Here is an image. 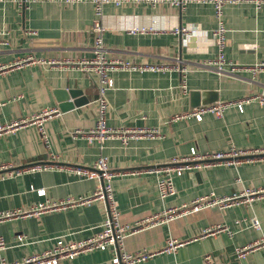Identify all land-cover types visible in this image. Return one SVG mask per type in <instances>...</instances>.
I'll use <instances>...</instances> for the list:
<instances>
[{
	"label": "crops",
	"instance_id": "1",
	"mask_svg": "<svg viewBox=\"0 0 264 264\" xmlns=\"http://www.w3.org/2000/svg\"><path fill=\"white\" fill-rule=\"evenodd\" d=\"M104 14L108 29L102 36L107 58L180 63L184 69L111 72L113 86L106 92L108 126L120 131L156 129L158 133L141 134L126 143L108 138L101 146L81 134L73 135L78 129L90 131L97 116V76L67 61L93 54L91 1L31 0L20 7L12 0H0V65L27 54L58 61L0 70V123L29 118L43 108L59 110L43 123L46 141L34 123L0 135V163L22 166L53 161L61 165L0 178V210L92 193L99 180L79 179L70 168L90 166L100 155L107 157L116 173L112 188L124 223L132 224L201 195L222 196L244 187H264V158L184 171L173 177L175 193L164 198L158 196L156 174L149 170L173 157L188 155L192 148L199 152L230 146L264 149V104L256 98L244 103L241 110L228 106L220 117L205 113L201 120L174 118L195 106L260 94L264 69L253 75L248 67L264 61V2L256 6L246 0L223 7L228 29L225 52L236 65L232 73L207 65L217 52L211 41L217 22L210 3L189 1L183 8L169 3L155 7L147 2L108 4ZM151 22L166 28L195 25L201 32L186 36L170 31L129 33L124 29ZM63 104L68 105L65 110L60 106ZM50 154L55 158L50 160ZM38 189H44V194ZM104 208L102 201H94L0 222V235L6 242L0 258L21 259L47 249L60 236L76 240L92 235L100 229ZM252 218L259 221V230L250 225ZM214 225L227 226L233 233L219 230L202 234L203 229ZM262 233L264 195L250 203L211 206L135 231L124 239V247L131 252L144 247L160 250L171 237L184 242L172 252H158L136 264H205L206 254H211L216 264H264V244L253 245L242 259L235 256L236 247L253 244ZM17 235H23V241H18ZM110 258L109 250H94L59 264H110Z\"/></svg>",
	"mask_w": 264,
	"mask_h": 264
},
{
	"label": "built area",
	"instance_id": "2",
	"mask_svg": "<svg viewBox=\"0 0 264 264\" xmlns=\"http://www.w3.org/2000/svg\"><path fill=\"white\" fill-rule=\"evenodd\" d=\"M23 7L31 0H12ZM65 2H75L80 0H61ZM93 4L94 16L91 21V31L93 33L92 56L89 58H82L76 62L67 60L70 63L77 64L87 72H93L97 76V96L94 99V104L97 110V116L94 127L90 131L75 130L73 135L81 134L88 139V141L102 142L108 138H118L122 143H126L129 139L137 137L141 134L156 135V129L148 130H116L108 126L106 122V114L108 110V103L106 92L113 86V79L111 72L115 69L138 70V71H159L168 68H177L183 71L180 63L176 65L154 64V63H135L123 59H109L106 57V49L103 42V32L108 29V24L105 21L104 7L108 4L120 6L124 3L130 2H147L151 7H155L161 3H169L170 5L183 8L189 1H196L200 3H210L213 6L214 17L216 19V26L211 31L212 43L216 46L217 52L215 57L207 61V65L213 67L218 72L232 73L236 70V65L227 57L225 52L227 27L223 17V7L227 4H236L246 0H89ZM256 6H260L264 0H251ZM125 31L129 33H160L170 31L179 35H196L201 30L195 25H176L172 27H161L155 22L140 24L135 23L124 27ZM58 61L54 59L45 60L40 57H35L32 54H27L21 58L14 60L6 65H0V70L18 67L31 63H45L54 64ZM253 75H256L264 69V61L248 67ZM182 88L185 89L184 79L181 82ZM252 98H256L260 103L264 104V96L256 94L252 97H246L238 101H217L211 104L199 105L192 107L190 110L181 114L175 115L174 118L194 117L201 120L205 113H210L214 116H222L224 110L230 106L235 105L238 109H242L243 104L249 102ZM59 114L58 109L43 108L40 111L32 114L29 118H20L5 123H0V135L13 131L16 128L34 123L41 134V137L46 141L44 125L46 119ZM47 144V142H46ZM264 154V149H238L230 146L225 150L220 151H206L199 152L192 148L188 155L173 157L167 162L150 167L149 170L156 174L157 192L160 198L175 193L173 184V177L182 174L184 171H189L197 168L208 167L214 164L222 165H237L242 161L252 160L256 158H264L256 156ZM51 159L55 156L50 154ZM61 165L53 162H39L31 163L22 166H14L9 163H0V178L13 177L22 172H32L42 169H50L60 167ZM72 172L77 175L79 179H97L99 180L96 189L86 195L66 196L58 200L46 199L30 205L29 207H17L12 209L0 210V222L23 218L28 216L38 215L40 213L66 209L76 205H88L94 201H102L104 203V217L100 223V229L87 237L66 240L62 236L57 237L54 243L47 249L36 253L23 256L21 259L15 261H6L5 258H0V264H59L64 259H72L77 255L91 252L94 250H109L111 253L110 264H136L153 257L158 252H172L184 241L174 238L166 239L165 245L162 249H148L141 248L136 251H127L124 247V239L134 233L135 231L145 228L153 227L162 223L169 222L178 217L187 215L189 213L197 212L201 209L216 206L218 208H226L231 205H238L241 203H250L254 198L264 195V187H244L239 192H234L229 195H215L209 193L193 198L189 202H184L179 205L165 207L162 211L152 213L146 217H142L131 223H124L120 219V211L118 209L117 201L115 200L112 178L116 173L110 168L108 159L104 155H100L90 166L76 165L70 168ZM238 180V179H237ZM40 195H43L45 190L38 189ZM240 223V220H238ZM250 225L255 229H260V223L257 219L252 218ZM223 230L229 235L232 231L227 226L214 225L203 229L202 234L208 232H215ZM18 241H23V235L16 236ZM256 244H264V233L258 239L254 240L253 244H245L235 248V256L237 259L245 257L248 250ZM6 248V242L0 235V250ZM205 264H216L211 254L204 255Z\"/></svg>",
	"mask_w": 264,
	"mask_h": 264
},
{
	"label": "water",
	"instance_id": "3",
	"mask_svg": "<svg viewBox=\"0 0 264 264\" xmlns=\"http://www.w3.org/2000/svg\"><path fill=\"white\" fill-rule=\"evenodd\" d=\"M260 94H262L264 96V86L262 88H260L259 90ZM74 93H76V91H71V94L74 95ZM79 100L76 101V103H78ZM62 110H65L67 108V104H63V105H60ZM264 154H259V155H256V156H262Z\"/></svg>",
	"mask_w": 264,
	"mask_h": 264
}]
</instances>
